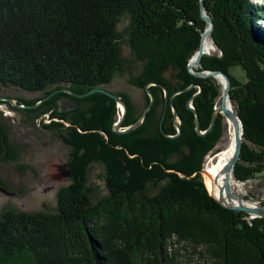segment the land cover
Listing matches in <instances>:
<instances>
[{"label":"trees","instance_id":"obj_1","mask_svg":"<svg viewBox=\"0 0 264 264\" xmlns=\"http://www.w3.org/2000/svg\"><path fill=\"white\" fill-rule=\"evenodd\" d=\"M202 7L213 21L211 36L223 55H203L199 64L203 69L222 71L230 80L229 97L244 131L234 172L236 178L248 180L264 171V122L255 118L264 115V5L254 0H202ZM125 13L130 16V46L146 69L134 84L141 88L151 81L163 84L168 99L172 93L196 85L172 101L182 133L177 138L158 133L150 141L138 138L141 127L125 134L136 138L130 144L132 152L144 156L145 169L132 174V168L139 166L132 165L134 160H127L130 164L125 169L112 159L108 165L113 177V183L108 182L110 193L98 200L80 189L59 196L54 211L4 212L0 216V264H176L179 249L169 251L174 241L203 247L216 264H264V217L249 218L220 205L208 195L200 175L187 179L177 174L199 172L204 157L222 135L221 114L210 133L198 135L193 126L195 115L187 107L200 87L193 104L201 129L208 128L222 88L218 80L197 77L187 67L207 27L201 0H0V82L43 91V96L51 92L48 88L64 83L77 93L109 83L116 72L129 70L118 31L119 17ZM235 66L243 73V82L231 72ZM165 68L171 69L167 79ZM150 90L155 101L146 121L162 105L164 130L175 134L174 126H168L172 116L169 100L160 95L159 86ZM59 95L44 104L49 106ZM68 96L77 102L108 100L104 122L110 126L113 99L102 93ZM121 98L128 108L124 124L130 125L135 121L131 105L127 97ZM99 106L93 109L96 116L92 119L103 111ZM70 119L76 120V127H98L83 115L73 114ZM70 129L77 134L76 128ZM108 131L114 138L120 136ZM93 136L79 144V151L84 154L85 150L83 157L90 151H105L101 145L94 148ZM189 139L195 141L194 165L168 164L166 158L179 152ZM76 142L73 138L69 143L71 155L82 167ZM1 146L9 151L6 138ZM123 168L129 169V175ZM137 174H141L140 182L132 178ZM149 184L158 186L156 192L148 191Z\"/></svg>","mask_w":264,"mask_h":264},{"label":"rangeland","instance_id":"obj_2","mask_svg":"<svg viewBox=\"0 0 264 264\" xmlns=\"http://www.w3.org/2000/svg\"><path fill=\"white\" fill-rule=\"evenodd\" d=\"M254 2L264 5V0H254ZM261 24L264 26V18H262ZM129 26L130 16L125 13L119 17L118 31L121 36V54L129 70L116 72L109 83L94 87L92 89H99L93 93H102L111 99L113 98L106 92L117 95L120 98L121 95L127 97L131 105V117L132 119H135V121L130 125L124 124L125 117L128 115L126 103L125 111L124 105L121 102L113 99V109L115 112L110 126H107L104 121L106 120V110L110 104L108 100L101 98H97L95 100L92 98L77 102L68 96H89L93 94H87L90 90L83 93H77L70 88L69 84L64 83L59 87L48 88V91L51 92L49 95L43 96V91L31 92L14 85H5V83L3 84L0 82V216L8 210H23L30 212L54 211L57 209L59 204V196L64 194L71 195V192L80 189L89 192V195L93 200H98L110 193L108 189V182L113 183V177L110 174L111 170L108 165H110L112 159L121 163L125 169L126 165L130 164L129 161L134 160L132 161V165L139 166L137 168H132V174L135 171L141 172V170L145 169V161L143 159L144 156H142V158L139 153L132 152L134 148H132L133 145L130 144H134L133 140L136 138L130 139L129 137H125V134L141 127L144 129L142 135H140L138 138L148 141L151 140L150 138L155 140V136L158 133H161L163 136L169 138H177L181 135V120L178 117L177 110L172 104V101L173 98L176 95H179L183 90H191L192 88L196 87V85L191 84L183 90H178L172 93L169 99L168 92L163 84L151 81L145 84L143 88L135 85L134 81L138 77L142 76V74L146 72V69L145 63L137 59L134 50L130 46ZM209 35L212 38L210 33L204 35L202 41L200 40L201 47L199 44L198 50H203L200 60L196 62L197 56L195 55L198 52L197 50L191 56L189 62L187 63V67L190 73L193 75L196 74L195 76H197V74H205L202 78L213 77L216 80L218 75H208V69L201 68L199 64L203 55H223L222 50L216 46L213 38L212 41L216 47V50L213 53H210L211 50L209 51L208 47L204 46V40ZM193 58L194 60L191 61ZM197 68L201 70L196 71ZM170 71V68H165L163 70L165 79L170 77ZM231 72L243 82V73H241L239 67H233ZM176 82L177 81L173 80V84H176ZM219 85L220 87H223V79ZM151 86H159L161 88L160 95L165 99V101L169 100L172 108V116L168 118V126H174L175 134H169L166 132V130H164L162 124V121L164 120L162 105L157 108L156 115L154 117H149V120L146 121L147 113L152 108L155 101V96L150 90ZM225 86L226 82L224 81V87L223 90L222 88L219 90L220 93L216 99L215 108L218 107L222 102ZM148 90H150L153 94L154 100L144 115L148 104L152 100V95L148 92ZM199 92L200 87L199 90H196L187 101V107L192 113H194L192 109H195L193 100L199 94ZM59 93L60 95L57 96V98L54 99L49 106L48 104H44L45 101ZM32 100L37 101L34 104H31L29 101ZM99 104L100 106H103L104 109L103 111H100V115L95 118V121V119H92V117L96 116V114L93 112V115L92 111ZM231 105L233 106L234 113L236 116H238L237 109L235 108L236 106L232 102ZM77 111L79 113H76ZM73 114L81 117L83 115L86 121H91L92 123L97 124L98 127H94V129L78 125L76 127L74 124L76 120H68V118H70ZM221 115L223 116V114ZM262 117H264V115L261 113L255 116L257 121L264 122ZM97 118H99L98 122ZM227 119V117L223 116L222 135L218 139L215 147L204 157L203 167L201 170L199 172L193 173L192 175H185L182 172H177L179 177L191 179L200 175L203 185L206 186L203 177V170L205 169L210 157L218 149L217 144L220 142L224 131L226 130ZM81 120L84 119L82 118ZM193 122L194 130L197 133L196 116L195 121ZM240 124H242V122H240ZM131 125H134V127L128 129V127ZM240 126L242 127L241 136L243 142V125ZM70 127L76 128L77 134L76 131L74 129H70ZM208 128L202 130L200 127V130L205 132ZM108 129H111L113 133L119 134L120 136L114 138L109 134ZM116 129L118 131H116ZM90 135L95 138L92 142L94 148L98 145H101L104 146L105 151H102L101 149L99 151L96 150L95 152L90 151L91 154H89L88 157H83L85 150L84 154L79 151L80 145L82 141L85 142L88 139L91 141L92 138H90ZM71 137L72 139L74 138L77 140L76 143L78 145L80 144L78 156L83 163L82 167L77 165V159L72 157L73 154L71 155V153H73L69 144L72 140ZM5 138L8 142V146H10L9 151L7 148L2 149L4 146H1L2 144L5 145ZM194 143L195 141L193 139H189L188 144L181 147L179 152L172 153L168 158H166V162L168 164L181 163L186 165H194ZM253 149L257 150L255 146ZM162 154H164V151L161 152V155ZM162 161H164V158H162ZM124 168L123 170H125ZM146 168L151 170V166H146ZM78 171L81 174H76ZM125 172H127L129 175V169L128 171L125 170ZM167 172L175 171L167 169ZM140 175L141 174H137V176L133 175L132 178L134 177V180L140 182ZM237 181H240L244 184L242 192L240 195L235 194L232 191L231 192L241 197L242 201L249 202L248 204L243 202L244 205L256 207L264 206V171L257 174L254 178H250L248 180H240L237 178ZM157 187H153L151 184H149L148 191L154 193L156 192ZM206 191L209 196L218 202L217 199H215V197L208 191V189ZM232 200L238 203L236 198H232ZM228 202L230 204L233 203L230 198L228 199ZM219 204L224 206L221 203ZM229 210L236 211L234 209ZM248 216L249 218H254L251 214H248ZM175 249H179V253L176 256V264H216L214 263L213 259L206 255L203 247L193 248L191 245L185 244L184 242H181L180 244L174 241L172 245H169V251L172 253L175 251Z\"/></svg>","mask_w":264,"mask_h":264},{"label":"bare ground","instance_id":"obj_3","mask_svg":"<svg viewBox=\"0 0 264 264\" xmlns=\"http://www.w3.org/2000/svg\"><path fill=\"white\" fill-rule=\"evenodd\" d=\"M206 34L209 33H205L204 35ZM204 46L208 47L209 51L211 50L210 53H213L216 50V47L210 35L207 36L206 39L204 40ZM201 51L203 50L201 49ZM193 60L194 58L191 61ZM216 78H217L216 80H218L219 83L222 82L223 78L221 76L218 75ZM223 87H224V79H223ZM227 105L234 111L233 106L231 105V102L229 100H227ZM240 125L241 124H238V127H236L234 123L231 121V119L226 120V130L224 131V134L220 142L217 144L218 149L210 157L208 163L205 166V169L203 170L204 182L208 191L215 197V199L220 198L218 200L221 201L224 205L237 204L236 201L233 200H231L233 201L232 204L228 202L229 198L226 196L227 183L230 191L238 195H240L244 186L242 182L237 181L235 179L234 169L232 167L228 168L229 162L235 153L236 139L237 137L241 136L242 133V127ZM243 202L245 204L249 203L246 201H242V204ZM245 206H250V205H245ZM251 207H256V206H251Z\"/></svg>","mask_w":264,"mask_h":264},{"label":"water","instance_id":"obj_4","mask_svg":"<svg viewBox=\"0 0 264 264\" xmlns=\"http://www.w3.org/2000/svg\"><path fill=\"white\" fill-rule=\"evenodd\" d=\"M201 16L208 23L206 29L202 32V35H201V40H202L204 34L205 33H209L210 34L212 29H213V21H212L211 17L206 14V11L202 7V0H201ZM202 53H203V51H201V49H199L197 54H196V56H197V58H196L197 61L196 62H198V60H200V57H201ZM207 74L208 75H212V76H217V75L222 76L224 81L226 82V86H225L224 91H223L222 102H221V104L218 107L215 108L214 113L212 115L211 124H210L209 128L205 132H202L200 130V120H199L198 113L196 112L195 109H192L193 112L195 113V116H196V131H197V133L201 134V135H204V134L210 132L213 129V126L215 125L217 116L219 114H223V116L227 117L228 119H231V121L234 123V125L236 127H238V124H240L241 121L238 118V116H236L234 111L227 105V100H229V89H230V80H229L228 76H226L222 71H212V70H208ZM194 75H196V74H194ZM204 75L203 74H197V76H200V77H204ZM98 90L99 89H91L87 94L96 92ZM148 92L152 95V100L148 104V106H147V108H146V110L144 112V115L148 111V109L150 108V106L152 105L153 100H154V96L151 93V91L148 90ZM106 93L109 96H111L114 100L121 102L124 105V108H125V111H126L125 102L119 96L114 95V94L109 93V92H106ZM79 96H82V95H79ZM27 107H32V106H27ZM122 119H124V118H122ZM132 127H134V125L129 126L128 129H130ZM116 131H118V130L116 129ZM241 146H242V136H239L236 139V142H235V153H234L232 159L229 162L228 168L232 167L235 170V166H236L238 160L240 159ZM234 177L237 180L235 172H234ZM226 196L228 198H230L231 200H232V198H236L238 203L237 204H232V205H224L218 199H217V201L219 203L223 204L224 206H226L229 209H234L236 211H241V212H244V213H247V214H251V215H253V217H264V212H263L264 211V206L251 207V206L243 205L241 197L233 194L230 191V189L228 187V183L226 185Z\"/></svg>","mask_w":264,"mask_h":264}]
</instances>
